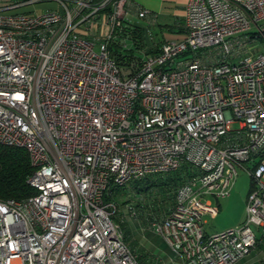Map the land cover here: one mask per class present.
Here are the masks:
<instances>
[{
    "label": "built area",
    "instance_id": "1",
    "mask_svg": "<svg viewBox=\"0 0 264 264\" xmlns=\"http://www.w3.org/2000/svg\"><path fill=\"white\" fill-rule=\"evenodd\" d=\"M38 1L0 0V145L25 150L35 190L0 199V264H142L110 188L181 166L172 205L147 227L178 264L246 255L252 226L264 235V0H187L183 37L144 54L145 26L126 68L107 44L131 23V0L20 11ZM237 167L250 181L243 220L206 234L202 215L217 213Z\"/></svg>",
    "mask_w": 264,
    "mask_h": 264
},
{
    "label": "rangeland",
    "instance_id": "2",
    "mask_svg": "<svg viewBox=\"0 0 264 264\" xmlns=\"http://www.w3.org/2000/svg\"><path fill=\"white\" fill-rule=\"evenodd\" d=\"M125 20L129 22L132 21L128 17H126ZM260 48L259 46V49ZM231 60L233 61L232 58H229V61ZM244 165L248 166V164ZM236 172L237 174L234 178L229 195L217 202V213L213 215H202L204 233L211 234L225 231L238 225L243 220L245 198L250 187V181L243 169L237 167ZM158 176L164 177L165 175H150L147 176V178H149L148 180L155 181ZM121 196V198H116L115 200L118 204V215L116 216V220L120 222V226L125 230L124 233L123 229L121 230L126 238L124 242L136 253V255L140 254L146 256L148 254L145 252L147 251L145 242L149 239L144 231H140V227L147 229L146 226L150 222V218L161 219L165 213L164 211L170 206V203H168L165 194L160 193L156 187L139 192L129 189L126 191V194ZM211 200L213 201V199ZM128 203L135 206L138 210V215L135 218L130 217L127 213L126 206ZM252 229L257 239L255 246L246 255L240 257L234 264H264V235H261L259 231L256 230V227L252 226ZM155 240L158 242L157 245L160 248H166L160 237H156ZM139 258L144 259L143 257ZM143 262H145V264H150L149 261L144 260L140 263L143 264Z\"/></svg>",
    "mask_w": 264,
    "mask_h": 264
},
{
    "label": "trees",
    "instance_id": "3",
    "mask_svg": "<svg viewBox=\"0 0 264 264\" xmlns=\"http://www.w3.org/2000/svg\"><path fill=\"white\" fill-rule=\"evenodd\" d=\"M99 1L101 0H90V3L97 4ZM107 10L108 7H105L101 11ZM123 43H125L126 47L122 46ZM145 43L144 28L139 24L130 23L122 26L121 31L108 42L107 49L113 61L120 67L126 68L135 57L137 50L144 47ZM157 47L158 46L155 44H152L150 47L144 49L143 52L144 54L154 53L156 52ZM30 172L31 167L29 165L27 153L24 149L20 147L0 145V199H21L35 193V190L26 182L27 176ZM187 175V170L184 166H181V168L175 172L167 174L164 177L158 176L155 181L148 180L149 178L145 177L139 180H134L125 186L111 187L110 192L112 193L113 199L116 200V198H121V195L126 194V191L129 189L139 192L147 191L152 187H156L160 193L165 194L167 201L171 206L173 202L174 188L180 184ZM166 211L164 212L166 213ZM114 219L116 220V217H114ZM122 229L123 227H121V230ZM124 232L125 230L123 229V233ZM123 240L126 241L124 234Z\"/></svg>",
    "mask_w": 264,
    "mask_h": 264
},
{
    "label": "crops",
    "instance_id": "4",
    "mask_svg": "<svg viewBox=\"0 0 264 264\" xmlns=\"http://www.w3.org/2000/svg\"><path fill=\"white\" fill-rule=\"evenodd\" d=\"M66 2L67 5H72L71 0H66ZM186 2L187 0H131V4L128 8V11L131 13L129 19L132 20L131 23L139 24L143 28L146 26L151 34V42L156 46H159L166 40H178L183 37V16ZM134 7L148 10L153 19L152 22H147L144 18H136L133 15ZM57 9V3L46 0L22 6L20 11L24 14L36 15L45 10ZM99 29H102V27ZM213 203L215 202L213 201ZM146 228L147 229L140 227V231H144L149 239L145 242L147 249L145 252L148 255L143 256L137 254L138 261H149L150 264H178L177 260L173 256V253L161 237L152 232L147 226ZM156 237H160L162 243L166 246L165 249L160 248L157 245L158 242L155 240ZM139 257H143L144 259ZM143 263L145 264V262Z\"/></svg>",
    "mask_w": 264,
    "mask_h": 264
}]
</instances>
